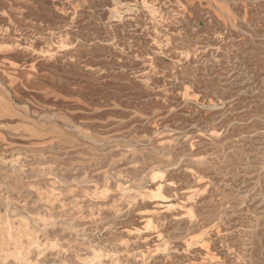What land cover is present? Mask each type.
Returning <instances> with one entry per match:
<instances>
[{
	"label": "rangeland",
	"instance_id": "rangeland-1",
	"mask_svg": "<svg viewBox=\"0 0 264 264\" xmlns=\"http://www.w3.org/2000/svg\"><path fill=\"white\" fill-rule=\"evenodd\" d=\"M0 264H264V0H0Z\"/></svg>",
	"mask_w": 264,
	"mask_h": 264
}]
</instances>
